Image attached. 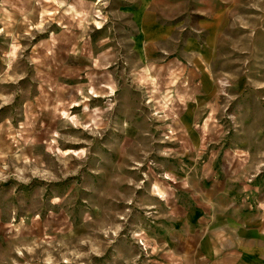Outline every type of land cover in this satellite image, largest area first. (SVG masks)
<instances>
[{
  "label": "rangeland",
  "instance_id": "rangeland-1",
  "mask_svg": "<svg viewBox=\"0 0 264 264\" xmlns=\"http://www.w3.org/2000/svg\"><path fill=\"white\" fill-rule=\"evenodd\" d=\"M218 164L264 172V0H0V264H155Z\"/></svg>",
  "mask_w": 264,
  "mask_h": 264
},
{
  "label": "crops",
  "instance_id": "crops-1",
  "mask_svg": "<svg viewBox=\"0 0 264 264\" xmlns=\"http://www.w3.org/2000/svg\"><path fill=\"white\" fill-rule=\"evenodd\" d=\"M142 16L133 43L137 55L146 57L151 44L163 46L179 27ZM191 40L196 41L189 37L185 45L197 52ZM236 166L263 164L242 161ZM217 167L221 170L185 180L191 186L167 211L171 217L160 226L164 237L150 242L152 254H157L155 264H264V172L235 169L228 173L226 164Z\"/></svg>",
  "mask_w": 264,
  "mask_h": 264
}]
</instances>
